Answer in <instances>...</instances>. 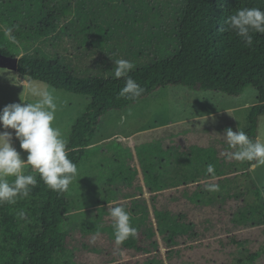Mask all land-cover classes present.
<instances>
[{
	"label": "trees",
	"instance_id": "trees-1",
	"mask_svg": "<svg viewBox=\"0 0 264 264\" xmlns=\"http://www.w3.org/2000/svg\"><path fill=\"white\" fill-rule=\"evenodd\" d=\"M104 1L112 3L116 0ZM122 1L125 5L126 0ZM198 1L193 10L178 13L180 38L189 46V51L173 57L156 58L133 69L129 75L145 91L140 97L129 99L118 95L125 84L124 78L82 76L66 65L59 55L51 57L49 53L40 51V45L51 42L63 22L70 17V23L82 26L81 32L87 35L88 41V34L98 37L111 34L107 28L110 22L96 25L85 20L87 9L84 0H0V52L21 56L19 74L46 83L53 89L87 98L83 114L77 118L66 139L68 148L76 149L69 152V158L77 165L78 171L96 147L92 145L103 116L111 110H123L168 85L201 88L229 96H240L250 87L256 89L258 105L252 113L248 130V136L256 140L258 117L264 114V34L254 33L253 45L248 47L235 32L221 31V28H226L228 15L248 4L250 8L264 9V0H202L203 4ZM75 8V11L80 10L78 20L73 18ZM5 27L12 29L11 35L17 43L5 34ZM201 151H193L185 167L170 157L167 161L150 163L147 186L153 201H159L161 193L173 189L169 200L173 201L174 207L163 206L160 209L155 202L157 228L151 223L147 230L144 229L145 216L138 220L132 218L137 234L124 241L127 248L142 254L159 252L158 235H161L168 249L167 258L173 260L176 254L181 253L183 245L202 239L200 214L206 217L202 223L207 224L205 227L209 233L218 223H223L224 218L227 219L221 231L214 232V235L264 227V190L254 181L251 168L255 162L225 163L220 155ZM210 165L213 168L211 173L207 171ZM25 174H32L37 179L30 196L18 199L15 204L0 205V264H75L69 249L71 225L75 213L79 212L75 210L88 207L77 205L71 209L69 188L65 192L53 191L40 179L37 171L29 168ZM8 179L11 182L14 177ZM129 179L122 181L128 182ZM208 183L216 184L219 190H205ZM115 195H108L98 202L97 211L116 203ZM124 207L130 210L131 216L141 211L149 219L148 207L139 199L125 203ZM20 210L28 214L27 222L18 218ZM100 218L98 215L97 221ZM232 241L236 245L243 244L234 238ZM263 254L264 248L256 252L247 249L244 259L237 264H259L258 259ZM155 258L148 259L147 264L163 263Z\"/></svg>",
	"mask_w": 264,
	"mask_h": 264
},
{
	"label": "rangeland",
	"instance_id": "rangeland-1",
	"mask_svg": "<svg viewBox=\"0 0 264 264\" xmlns=\"http://www.w3.org/2000/svg\"><path fill=\"white\" fill-rule=\"evenodd\" d=\"M84 1L87 9L85 20L96 25L110 22L107 28L111 30V34L103 37L88 34V41L85 38L87 35L81 32L82 26L70 23V17L63 22L51 42L40 45L41 53H49L51 57L59 55L79 75L110 77L114 76L115 59L130 60L136 69L156 58L173 57L189 51V46L180 38L178 13L193 10L197 0H126L125 5L122 0L112 3L104 0ZM198 2L203 4L202 0ZM247 7L250 8V5ZM80 17V10L77 9L73 18L78 20ZM30 83L51 91L55 96L58 109L54 124L67 139L88 103L84 96L56 90L46 83L24 78L17 72L0 69V112L11 103L35 102V98L27 91ZM201 94L203 97H200ZM254 97L258 102V92L252 87L247 88L242 97H237L212 90L168 85L123 110H111L103 116L92 145L96 147L79 169L81 178L71 182L68 190L72 200L71 209L77 205L88 207L75 210L79 212L75 213L71 225L69 249L74 263L147 264L148 259L156 257L159 262L163 261L162 264H237L240 259H244L247 249L252 252L263 250V226L214 235V232L221 231L220 228L227 219L224 218L223 223H218L209 233L205 227L207 224L202 223L206 217L200 214L199 230L202 239L183 245L181 253L176 254L175 259L167 258L168 249L161 235H158L160 251L142 254L127 248L124 242L119 246L115 243V230L109 214L110 205L124 206L133 199H139L148 207L149 219L139 211L131 216V221L132 218L138 220L145 216L144 229L147 230L151 223L157 228L155 202L160 209L163 206L174 207V203L169 200L173 189L161 193L159 201L152 199L153 195L147 186V172L150 163H157L155 161H167L170 157L172 161H178L185 167L191 153L202 150L205 153L211 151L215 156L220 155L225 163L246 162L232 158L230 153L234 150L228 145L196 144L195 135H201L202 130L207 131L206 138L210 140L215 132L219 136L224 135L229 127L234 131L239 128L247 131L252 120V113L248 109L243 108L233 113L226 111L219 116L209 115L204 118H200V115L233 103L244 105L253 101ZM3 131L12 133L13 146L26 160L28 152L20 147L15 130L5 129L0 123V132ZM258 135L259 140L264 142L263 114L258 117ZM221 137L225 139L224 136ZM253 176L256 185L264 190V165H258ZM127 178L132 179L122 181ZM108 195H115L116 203H105V210L98 212V202ZM98 215L101 218L97 221ZM93 237H96L95 243H91ZM232 238L243 244L236 245ZM258 263L264 264V254L258 259Z\"/></svg>",
	"mask_w": 264,
	"mask_h": 264
},
{
	"label": "clouds",
	"instance_id": "clouds-1",
	"mask_svg": "<svg viewBox=\"0 0 264 264\" xmlns=\"http://www.w3.org/2000/svg\"><path fill=\"white\" fill-rule=\"evenodd\" d=\"M225 25L226 28H221V31L235 32L246 46L251 47L253 34H264V9L257 7L237 9L228 15ZM4 32L13 43H17L15 37L11 35V28L5 27ZM134 67L130 60L115 59L114 77L125 80L118 93L120 97L135 99L145 91L129 75ZM27 91L35 98V102L11 103L0 112V123L5 129L15 130L20 147L28 152L27 159H23L12 144V133L0 132V205L15 204L18 199L30 196L31 190L37 185V179L32 174H25L29 168L37 171L40 179L51 190L57 192L67 191L70 183L79 177L77 165L69 158V152L76 149L68 148V141L54 124L58 109L55 96L51 91L35 83H30ZM244 107L251 105L246 104ZM223 136L228 146L234 150L230 153L232 158L255 162L253 167L264 165V142L251 139L240 128L234 131L229 127ZM207 171L213 172L211 165ZM8 177H14V180L10 182ZM205 190L215 192L219 189L216 184L208 183ZM109 214L115 230V243L118 246L130 237L136 236L137 229L131 223V214L123 205L114 207L110 205ZM17 216L20 220L28 221V214L23 210H20ZM95 241L96 237H93L91 243Z\"/></svg>",
	"mask_w": 264,
	"mask_h": 264
},
{
	"label": "crops",
	"instance_id": "crops-1",
	"mask_svg": "<svg viewBox=\"0 0 264 264\" xmlns=\"http://www.w3.org/2000/svg\"><path fill=\"white\" fill-rule=\"evenodd\" d=\"M0 69H4V68H0ZM5 70H8V69H5ZM10 71H12V70H10ZM14 72H17V71H14ZM17 73L19 74V72H17ZM243 95L244 94H242L240 96H237V97H242ZM200 97H203V95L201 94ZM246 104L251 105V107H244V105H246ZM246 104L242 105V104H234L233 103V104L227 105L226 107H223L222 109H219L217 111H213V112H210V113H207V114L203 113V114L200 115L201 116L200 118H204V117H207L209 115L210 116H219V115H222L221 113L226 112V111H227V113L238 112V111L242 110L243 108L248 109L250 111V113H253L254 109L258 105V102L256 101V97H254L253 101L247 102ZM214 114H216V115H214ZM249 128L250 127H247L248 130H249ZM248 130L244 131L247 135H248ZM206 135H207V131H203V130L201 132V135L199 133H196L195 137H197V142L195 141V143L196 144L198 143L199 145H202V146H206L208 144H216V145H219V146L228 145L227 142L225 141L226 139H223V137H221L223 135L219 136L218 133L215 132L214 133V137L212 136L210 140H208L206 138ZM257 139H259V135L257 136L256 140ZM256 167L252 166L251 169L253 170V172H254Z\"/></svg>",
	"mask_w": 264,
	"mask_h": 264
},
{
	"label": "water",
	"instance_id": "water-1",
	"mask_svg": "<svg viewBox=\"0 0 264 264\" xmlns=\"http://www.w3.org/2000/svg\"><path fill=\"white\" fill-rule=\"evenodd\" d=\"M19 60L18 56H8L0 52V68L18 72Z\"/></svg>",
	"mask_w": 264,
	"mask_h": 264
}]
</instances>
